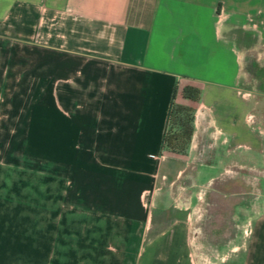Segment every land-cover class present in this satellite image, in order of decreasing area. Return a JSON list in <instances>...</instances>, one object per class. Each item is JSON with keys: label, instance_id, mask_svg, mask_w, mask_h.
Returning a JSON list of instances; mask_svg holds the SVG:
<instances>
[{"label": "crops", "instance_id": "0c3cea01", "mask_svg": "<svg viewBox=\"0 0 264 264\" xmlns=\"http://www.w3.org/2000/svg\"><path fill=\"white\" fill-rule=\"evenodd\" d=\"M243 32L264 50V0H0V57L22 60L30 77L54 60V98L42 82L23 90L56 134L38 181L0 175V264H264V199L244 210L235 197L249 188L239 170L264 154L242 82ZM185 85L198 101L182 96ZM171 101L193 107L189 151L214 137L238 168L216 184L221 228L213 241L201 226L202 263L179 182L188 154L162 146Z\"/></svg>", "mask_w": 264, "mask_h": 264}, {"label": "rangeland", "instance_id": "374dc122", "mask_svg": "<svg viewBox=\"0 0 264 264\" xmlns=\"http://www.w3.org/2000/svg\"><path fill=\"white\" fill-rule=\"evenodd\" d=\"M240 40L244 46L245 55L242 82L244 88L251 92L253 100L256 101L257 111H255L260 115L258 121L260 128L263 129L264 50L257 42L256 37L247 32L241 33ZM44 65L46 73L41 75V77L40 75H32L30 77L24 74L22 60H8L0 57L1 177L2 175H8L12 179L15 178L23 181L31 179L32 182H36L41 176L39 165L45 161V155L41 153L45 150H51L52 152L55 150L56 134L51 133L52 128L54 129V122L46 123L40 117L45 109L39 106L35 108L24 106L25 92L23 87L25 82H32V85L35 81L42 82L46 89L48 87L41 94L46 100L55 96L54 89L50 91L51 86L54 87L55 84L54 60L49 59L47 65ZM34 97L40 103V92H36ZM31 114L32 116H30ZM49 116H53V113H49ZM42 127L45 128L43 134H41ZM47 130H49L48 134H46ZM214 143L215 139L212 137L208 141L196 142V145L190 151L187 148L183 154H188L190 162L183 175L179 178V182L183 181L188 185L187 188L182 189V192L186 196H189L191 200L187 206V211L190 213L189 246L191 256L198 263H202L206 259V252L201 251L200 247L201 226L207 227L206 223L208 221V227H210L211 231L210 238L214 241L216 230L219 229L220 222L222 221V219L216 217L217 211H221V206L223 205L222 199H220L221 192L217 193L219 190L216 184L221 180L232 178L238 172L237 165L233 166V169L236 171H233L228 166L232 162L230 155L216 152ZM203 144L205 147L208 146L209 153H203ZM51 156L54 157V155H50L49 157ZM240 160L243 159L240 158ZM5 165L10 168L9 174L4 169ZM250 165L252 167H245L246 170H239L240 178L249 180V188H241L239 190L240 195L235 196L238 200L247 201L242 203L244 210L249 209L254 204L262 206L261 204L264 199V154L261 152L256 153L254 158L250 160ZM7 183L4 188H0V194L2 192L4 194L8 190ZM227 190H230V188ZM227 198L229 203H225L226 206L224 207L231 209L232 198L231 196ZM238 221L241 231L248 226L244 225L245 222L242 218H239ZM208 247L210 246L208 245ZM212 247L207 252L209 257H212L211 255L215 257L216 255L214 246Z\"/></svg>", "mask_w": 264, "mask_h": 264}, {"label": "trees", "instance_id": "16d2710c", "mask_svg": "<svg viewBox=\"0 0 264 264\" xmlns=\"http://www.w3.org/2000/svg\"><path fill=\"white\" fill-rule=\"evenodd\" d=\"M182 96L192 101H198L200 89L193 85H185L182 88ZM192 111L193 109L189 105L171 101L167 116V126L162 139V146L168 151L175 153L186 152L193 131Z\"/></svg>", "mask_w": 264, "mask_h": 264}, {"label": "built area", "instance_id": "2783aa9c", "mask_svg": "<svg viewBox=\"0 0 264 264\" xmlns=\"http://www.w3.org/2000/svg\"><path fill=\"white\" fill-rule=\"evenodd\" d=\"M161 156H162V154H161Z\"/></svg>", "mask_w": 264, "mask_h": 264}]
</instances>
